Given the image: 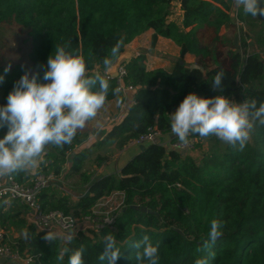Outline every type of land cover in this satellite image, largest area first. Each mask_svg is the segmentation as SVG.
<instances>
[{
  "label": "trees",
  "instance_id": "obj_1",
  "mask_svg": "<svg viewBox=\"0 0 264 264\" xmlns=\"http://www.w3.org/2000/svg\"><path fill=\"white\" fill-rule=\"evenodd\" d=\"M175 0H0V25H17L31 41L30 66H15L0 83L4 94L0 106L7 103V96L24 72H39L42 81L49 55L57 46L78 49L86 62L87 74L99 69L105 72L103 58L118 39L124 46L113 63L125 52L126 47L149 30L154 31L151 49L159 37L169 39L180 48V58L193 55L198 68H189L175 62L171 71H148L145 57L139 56L126 64L125 85L137 91L131 97L133 104L108 138L118 149L140 138L149 130L171 135L170 114L190 92L201 97L223 94L236 102L242 99L264 101V62L248 52L246 35L240 31V45H231L221 31L229 26L236 32L230 12L234 0H180L183 13L180 23L171 20ZM264 6V5H262ZM264 20V16L262 17ZM238 20L254 32L258 17L245 15L242 8ZM255 22V23H254ZM261 23H264L262 21ZM250 30V31H251ZM259 42L264 36L259 32ZM221 52V54H220ZM225 52L224 55L222 53ZM221 69L225 72L223 92L213 91L212 79ZM106 101L115 99V80H109ZM123 101L122 97H119ZM7 128L0 129V138ZM206 139L217 146L209 147L199 161L187 151H178L164 144L147 145L128 162L119 174L92 181L93 174H81L89 154L75 153L69 173L80 176L88 186L89 196L76 202L61 193L59 184L50 186L39 194V203L45 212H62L82 220L91 216L95 204L113 192L123 195V208L111 227H104L99 234L85 230L76 234L69 245L63 241L46 242L45 233L38 232L25 222L17 224V215L26 210L16 202H0V227L17 224L26 231V239L15 240L21 253L35 257L33 264H61L56 256L62 247L85 251V264H107L100 261L104 251V236L112 233L123 255L117 264H137L136 249L131 243L147 234L152 243H159V264H194L197 258H208L209 264H264V126H254L245 149L228 144L215 136L201 138L191 135L189 140ZM76 134L70 145L62 149L46 146L38 162L36 174L53 173L61 178L68 156L81 145ZM175 138L172 142H176ZM219 146V147H218ZM98 157L97 167L107 162ZM30 171L13 177L20 184H29L35 176ZM33 177V178H32ZM61 181V180H60ZM60 183V182H59ZM222 223V235L212 248L198 251L207 238L210 222ZM66 254L62 264H68Z\"/></svg>",
  "mask_w": 264,
  "mask_h": 264
},
{
  "label": "clouds",
  "instance_id": "obj_2",
  "mask_svg": "<svg viewBox=\"0 0 264 264\" xmlns=\"http://www.w3.org/2000/svg\"><path fill=\"white\" fill-rule=\"evenodd\" d=\"M235 4L245 15L264 16V0H235ZM122 46L124 41L120 38L111 47L110 54L103 58L105 74L111 72L113 58L119 55ZM9 70L10 66L4 71ZM224 77L223 69L216 73L211 83L213 91L223 92ZM42 81L39 72L26 70L8 94L6 105L0 106V129L7 128L0 138V178H12L34 170L48 145L61 149L70 145L77 131L96 118L105 106L110 89L105 75H88L86 62L78 49L69 50L68 46H57L55 54L49 55ZM3 82L4 76L0 75V83ZM112 91L115 95L120 89ZM257 123L264 126V101L258 103L255 99H245L238 103L223 94L205 98L190 92L170 114L171 134L179 141L177 147L188 146L191 135L201 138L215 136L243 151ZM2 203L7 205L9 201ZM53 227L43 237L46 242L63 241L69 245L76 239L73 227L65 225L64 229L56 231L52 230ZM221 229L222 223L213 219L207 238L198 251L212 248L222 235ZM103 242L105 248L99 260L117 264L123 252L116 237L108 233ZM131 247L137 250V264H159V243L153 244L147 234L132 242ZM84 251L83 246L75 250L65 246L60 249L56 260L62 264L65 255L71 253L68 264H85ZM214 257L215 253L210 252L208 258H197L194 264H209Z\"/></svg>",
  "mask_w": 264,
  "mask_h": 264
},
{
  "label": "crops",
  "instance_id": "obj_3",
  "mask_svg": "<svg viewBox=\"0 0 264 264\" xmlns=\"http://www.w3.org/2000/svg\"><path fill=\"white\" fill-rule=\"evenodd\" d=\"M235 8V3L232 4L231 9ZM175 10V5L174 8ZM176 13L175 19L171 18L178 23L182 21L183 13L180 8V0H177V7L173 13ZM172 13V14H173ZM222 35H226L228 39L230 37L234 38L236 32L229 26H226L221 31ZM154 35L153 30H149L143 35L134 39L125 49V52L113 63L111 71L114 70L118 60H123L125 64L129 63L132 59H135L139 56L145 57V64L148 71H153L156 69H164L166 71H171L175 65V62L180 59L181 63L189 68H198V61L193 55H185L182 59L180 58V48L175 45L169 39L162 37L158 38L156 46L154 49H151L152 36ZM248 43V42H247ZM93 74L100 73L98 68H95L92 71ZM109 74V73H107ZM105 75V72L102 74ZM129 95L125 100L130 107L133 104L132 97ZM124 100V98H122ZM119 97H116L113 100L106 101L105 106L99 111L96 118L88 121L83 129L77 131V134L82 138V143L78 146L75 151L68 156L67 163L65 164V173L64 176L68 175L72 177L69 173L72 158L75 153H80L86 151L89 156L85 161L81 174H86L87 171L84 169L86 163H89L92 168V181H96L111 175L119 174L122 168L130 162L135 156L140 154V146H129L126 145L123 149H118L116 143L109 139L108 136L115 124H112L110 120L115 117L121 109V104ZM175 139L172 135H163L161 142L164 145H170V143ZM117 148V149H116ZM192 154V153H191ZM100 158H107L108 161L105 162L102 166L97 167L95 160ZM37 168V167H36ZM36 168L30 170L32 174H35ZM61 190L62 186L59 184ZM63 190H65L63 188ZM119 194V193H117ZM121 195V194H119ZM122 196V195H121ZM24 212L17 215L16 222L17 224L25 222L28 225L26 219L24 218ZM15 225H12L9 228V233L13 236L15 240L19 238L26 239V231L24 229H19Z\"/></svg>",
  "mask_w": 264,
  "mask_h": 264
},
{
  "label": "built area",
  "instance_id": "obj_4",
  "mask_svg": "<svg viewBox=\"0 0 264 264\" xmlns=\"http://www.w3.org/2000/svg\"><path fill=\"white\" fill-rule=\"evenodd\" d=\"M235 3V0H234ZM230 17L232 23L242 28L243 24L238 20L239 8L235 4V8L231 9ZM127 76L126 64H123L119 70L116 78H113L109 74H105V78L108 80H115L120 92L118 97L124 98L121 104L120 112L113 117L110 122L112 124H119L128 112L129 106L125 101L129 95H133L137 88L133 85H125L124 80ZM242 99L239 102H243ZM238 102V103H239ZM162 134L156 130H149L147 134L140 138L129 142V146H142L155 144L159 140L158 144H161ZM190 143L186 147H177L179 141L171 142L170 147L178 151L191 150V142L195 140H189ZM163 144V143H162ZM60 178L53 173L49 174H37L29 184H20L14 177L12 178H0V202L8 200L9 203L16 202L26 207L24 218L28 225L34 226L38 232L46 233L54 225L53 231L64 229L65 225L71 226L75 229L76 234L85 230H93L96 234L104 227H111L118 215L113 216L110 219H105L103 222H96V218L93 216V207L91 210V216H86L82 220L75 219L72 216H66L62 212H45L39 203V194L41 191L50 186H56L59 184ZM120 194V193H119ZM122 195V194H121ZM123 198V195H122ZM103 199V198H102ZM8 203V204H9ZM96 205V204H95ZM78 221L80 223H78ZM110 221V222H108ZM82 223L92 224L93 226H83ZM35 257L28 252L21 253L15 244L11 235L4 228L0 227V264H33Z\"/></svg>",
  "mask_w": 264,
  "mask_h": 264
},
{
  "label": "rangeland",
  "instance_id": "obj_5",
  "mask_svg": "<svg viewBox=\"0 0 264 264\" xmlns=\"http://www.w3.org/2000/svg\"><path fill=\"white\" fill-rule=\"evenodd\" d=\"M175 10L177 7V0L174 2ZM173 9V11H175ZM232 11V10H231ZM176 13L172 14L173 19H175ZM263 17V16H262ZM262 17L258 16V19H261V22L264 21ZM254 22V32L250 29L249 26L243 24L242 28L236 27V35H239L240 31L246 35V42H248V52L250 54H256L263 62H264V44L259 42V37L256 35L259 32L264 36V23ZM251 30V31H250ZM235 37L229 38V42L231 45H234L236 48L239 47L241 39H239L237 46L235 45ZM264 39V38H263ZM32 50L31 41L29 40L27 33L25 31H21L19 26L17 25H0V75H3V71L6 67L10 66V70L15 66H30L29 62V54ZM221 54V52H220ZM225 52L222 53L224 55ZM4 94V89L0 84V100ZM170 136V135H169ZM172 136V134H171ZM225 145L224 142L219 144ZM217 146L215 142L209 143L206 139L195 140L191 142V150L192 153L198 161L208 153L209 147ZM219 147V146H218ZM117 149V148H116ZM90 163V162H89ZM89 163H86L85 170L87 173H92V168ZM64 167V173H65ZM61 176L59 181L62 186L61 190L63 194H66L70 200L76 202L80 197L84 196L86 191L88 190V186L83 183L80 176H72L68 175ZM37 175L36 173L33 175ZM93 177V175H91ZM33 178V177H32ZM63 188L65 190H63ZM9 205V204H8ZM123 208V198L121 195L117 194V192H113L110 196L104 197L99 200L95 207L93 208V216L96 218V222H103L105 219H110L115 215H118ZM78 223H80L78 221ZM83 226H93L92 224H84ZM3 228V227H2ZM8 231L7 228H4ZM9 232V231H8ZM11 235V234H10ZM11 238L15 241L13 236Z\"/></svg>",
  "mask_w": 264,
  "mask_h": 264
},
{
  "label": "water",
  "instance_id": "obj_6",
  "mask_svg": "<svg viewBox=\"0 0 264 264\" xmlns=\"http://www.w3.org/2000/svg\"><path fill=\"white\" fill-rule=\"evenodd\" d=\"M258 16H259V15H258ZM259 17H262V16H259ZM238 41H239V35H237V36L235 37V41H234V42H235V45H236V46H237ZM118 61H119V62H118V64H116L114 70L111 71V72L109 73V75L112 76L113 78H116V77H117L119 68H120L123 64H125L123 60H120V59H119ZM158 143H159V140L155 142V144H158ZM146 147H147V146H145V145L140 146V151H141V152L145 151V150H146ZM88 196H89V189L86 191L84 197H88Z\"/></svg>",
  "mask_w": 264,
  "mask_h": 264
}]
</instances>
